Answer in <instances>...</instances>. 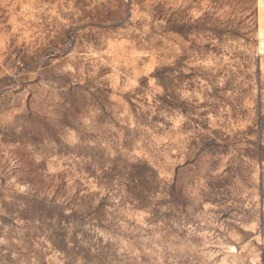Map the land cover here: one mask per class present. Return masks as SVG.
I'll use <instances>...</instances> for the list:
<instances>
[{
	"label": "rangeland",
	"instance_id": "obj_1",
	"mask_svg": "<svg viewBox=\"0 0 264 264\" xmlns=\"http://www.w3.org/2000/svg\"><path fill=\"white\" fill-rule=\"evenodd\" d=\"M262 0H0V264H264Z\"/></svg>",
	"mask_w": 264,
	"mask_h": 264
},
{
	"label": "crops",
	"instance_id": "obj_2",
	"mask_svg": "<svg viewBox=\"0 0 264 264\" xmlns=\"http://www.w3.org/2000/svg\"><path fill=\"white\" fill-rule=\"evenodd\" d=\"M263 2V6H262V19H263V23H264V0H262Z\"/></svg>",
	"mask_w": 264,
	"mask_h": 264
}]
</instances>
